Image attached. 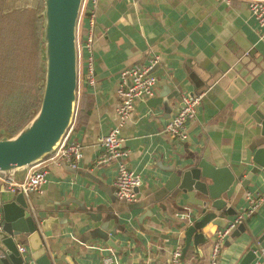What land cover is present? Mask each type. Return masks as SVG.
<instances>
[{
	"label": "crops",
	"instance_id": "0c3cea01",
	"mask_svg": "<svg viewBox=\"0 0 264 264\" xmlns=\"http://www.w3.org/2000/svg\"><path fill=\"white\" fill-rule=\"evenodd\" d=\"M96 37V82L90 86L84 81L80 87L72 135V140L82 144L84 158L78 172L71 171L68 163V167L62 161L51 163L43 192L29 194L34 213L44 220L42 231L50 233L44 239L53 264H170L178 246L184 260L195 255L194 264H210L217 228H213L212 241L200 246L201 252L193 243L186 249L182 228L159 210L157 197L166 191L157 180L161 175L166 179L163 168L175 163L186 166L192 155L218 167L239 168L246 160L251 130L258 126L253 114L264 105V25L243 0L231 4L216 0H99ZM157 57L159 64L152 70L158 78L155 94L137 101L122 134L124 148L129 151L127 164L143 180L136 202L147 207L155 203L163 225L150 218L141 224V209L125 213L129 205H122L116 197L117 164L97 165L101 154L97 139L117 123L121 72L134 65L149 66ZM199 95L202 100L197 114L187 125L189 139H172L164 131L166 125L179 113L184 96ZM256 157H252L250 169ZM15 175L23 177L24 171ZM250 178L247 189L239 185L241 191L235 198L240 214L248 207L249 193L264 194V165ZM12 196L11 192L0 193L2 220L3 203ZM169 212L176 213L170 207ZM114 215L124 226L114 235L111 220L110 235H106L101 225ZM243 223L245 231L238 230L239 224L224 242L219 264H239L264 237V205L246 213ZM101 232L106 239L100 237Z\"/></svg>",
	"mask_w": 264,
	"mask_h": 264
},
{
	"label": "water",
	"instance_id": "95a60500",
	"mask_svg": "<svg viewBox=\"0 0 264 264\" xmlns=\"http://www.w3.org/2000/svg\"><path fill=\"white\" fill-rule=\"evenodd\" d=\"M44 2L45 49L42 59L46 62V77L43 82V99L34 118L15 136L10 137L5 128L1 129L2 172L21 171L49 156L61 143L77 113V21L83 0ZM253 118L258 126L251 130L253 136L247 149V157L239 168L218 167L204 157L195 155L187 158L189 163L186 166L175 163L174 166L163 168L162 171L167 177L164 179L161 175L157 182L166 192L157 197L160 202L159 210H162L168 221L182 228L186 249L193 243L196 250L201 252L200 246L212 241L214 227L224 228L232 217L240 214L241 211L237 210L235 203V198L241 191L238 189L239 185L247 189L250 177L259 173L264 165V149H261L264 145V105L258 107ZM254 155L257 156L253 163L255 166L250 169ZM62 163L68 167L65 160H62ZM71 171L78 172L77 168ZM245 174H248V177ZM31 200L29 194L17 192L3 203L0 264H53L44 239V236H49L50 233L48 230L45 233L42 231L44 220L34 213ZM149 207L142 204L127 206L124 212L130 215L141 209L138 213L141 224L144 219L150 218L163 225L158 217L156 204ZM169 207L176 213L171 214ZM117 210L119 213V208ZM122 211L123 209L120 210ZM111 220L114 221L111 232L117 235L124 226L117 215L106 220L101 229L107 231L106 235H110L108 225ZM238 230L244 232L245 223H241ZM21 236H26L23 241L19 239ZM100 237L107 238L102 232ZM107 240L108 243L111 241ZM263 241L264 237L252 245L239 264H250ZM21 242L28 246L26 255L19 251L18 244Z\"/></svg>",
	"mask_w": 264,
	"mask_h": 264
},
{
	"label": "built area",
	"instance_id": "2783aa9c",
	"mask_svg": "<svg viewBox=\"0 0 264 264\" xmlns=\"http://www.w3.org/2000/svg\"><path fill=\"white\" fill-rule=\"evenodd\" d=\"M99 0H83L79 18L77 21V51H78V101L81 95L80 87L86 81L88 85L94 86L95 79V44H96V21L97 7ZM231 4L232 0H216ZM248 3L251 14L257 19L260 25H264V0H243ZM87 23V26H86ZM159 64V58H155L149 66L134 65L121 72V82L117 91L118 105L116 109L117 123L108 132L101 134L97 143L101 147V154L98 156L97 165H104L110 162L117 164L115 177L116 197L119 201L132 203L138 200V188L143 180L139 173L132 170L127 164L128 149L124 148L123 127L131 119L136 108L137 101L153 97L155 94L158 78L152 74V69ZM202 100L199 96H184L183 106L179 113L166 125L165 132L169 133L172 139L178 142H185L189 139L188 122L197 114V107ZM76 122L74 120L66 135L58 147L46 158L36 162L22 171L23 177H16V172L0 171V193L23 192L42 193L48 182V165L53 162L65 160L71 167H79L84 158L83 146L79 141L72 140ZM248 207L244 213L239 214L231 220L226 227L217 228L213 238V250L210 264H219L221 250L227 237L232 231L245 220L246 213H253L260 206L264 205V194L252 195L249 193ZM2 219L0 216V227ZM21 253H28L29 249L25 244H18ZM253 264L264 262V246L260 245L255 252ZM183 249L178 246L172 253L170 264H194L196 256L192 255L187 260L183 259Z\"/></svg>",
	"mask_w": 264,
	"mask_h": 264
},
{
	"label": "trees",
	"instance_id": "16d2710c",
	"mask_svg": "<svg viewBox=\"0 0 264 264\" xmlns=\"http://www.w3.org/2000/svg\"><path fill=\"white\" fill-rule=\"evenodd\" d=\"M15 15L13 10L0 12V128H5L10 137L40 109L46 69L42 59L43 18L34 11L29 30L28 21Z\"/></svg>",
	"mask_w": 264,
	"mask_h": 264
},
{
	"label": "rangeland",
	"instance_id": "374dc122",
	"mask_svg": "<svg viewBox=\"0 0 264 264\" xmlns=\"http://www.w3.org/2000/svg\"><path fill=\"white\" fill-rule=\"evenodd\" d=\"M44 6H45L44 0H0V12L6 13V12L13 10V13H16L15 17L17 19L23 20L25 22L28 21V29L29 30L32 29L33 17H34L33 12L34 11H37L38 15L43 18L42 24L44 26V21H45L44 20V14H43L44 8H45ZM27 10H30V11H27ZM43 36H44V33H43ZM42 41H43V37H42ZM44 49H45V43H44L43 50ZM44 63H45V67H46V62L44 61ZM45 77H46V69H45ZM43 82H41V83H43ZM121 202H122V205H125V206L128 204H129V206H135V205L139 204L136 201H134L132 203H127L126 201H121ZM236 230L237 229H235L234 231H236Z\"/></svg>",
	"mask_w": 264,
	"mask_h": 264
}]
</instances>
